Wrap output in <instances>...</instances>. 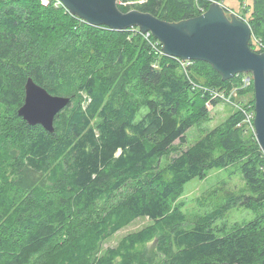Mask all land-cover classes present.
<instances>
[{"label": "trees", "instance_id": "trees-1", "mask_svg": "<svg viewBox=\"0 0 264 264\" xmlns=\"http://www.w3.org/2000/svg\"><path fill=\"white\" fill-rule=\"evenodd\" d=\"M205 2L144 0L118 7L178 23L208 10L212 2ZM252 2L248 24L262 47L253 49V40L250 47L263 53L264 0ZM68 12L53 1L44 6L41 0H0V111L8 110L0 121V264H43L46 250L63 236L66 245L56 264H264V153L257 143L258 154L248 153L241 112L217 140L215 130L157 170L176 141V150L187 142L188 130L208 112L206 103H218L212 91L231 94L244 74L224 82L204 61L186 62L184 69L178 59L155 52L150 43L162 45L152 35L144 40L131 33L144 43L126 72L135 71L147 90L137 101L126 89L131 81L119 83L93 68L88 53L98 35L78 29ZM29 78L71 100L56 116L53 133L18 115ZM197 94L201 102L190 103L193 113L182 117L189 96ZM142 108L148 113L138 119ZM218 150L223 152L217 155ZM244 158L241 171L253 195L227 198L193 226L180 206H172L191 181ZM28 169L42 174L46 184L23 187ZM130 183L133 188L123 190ZM235 207L261 213L218 235L215 223ZM145 217L149 226L101 253L104 241ZM154 242L155 256L149 258L146 249Z\"/></svg>", "mask_w": 264, "mask_h": 264}, {"label": "rangeland", "instance_id": "rangeland-1", "mask_svg": "<svg viewBox=\"0 0 264 264\" xmlns=\"http://www.w3.org/2000/svg\"><path fill=\"white\" fill-rule=\"evenodd\" d=\"M42 1L43 0H41V3L43 4ZM143 1L144 0H121L119 4H126L128 6L133 7L134 5L140 4ZM205 1L206 4L208 2H219L216 0ZM219 3H221L224 8L229 10L226 12V15L228 17H230L232 13H235L239 17L245 16V20L247 23L250 21V15H252V8L254 9L252 0H224V2L222 1ZM74 23L79 25L78 29H87L92 35H98L96 36L95 40L90 43L91 48L88 53V56H91L90 61L92 62L95 59V62H97L96 65L95 62H92V65L94 64L93 68L100 71L103 75L110 77L112 80L118 81L119 83L123 81H131L126 89L128 93L131 94L133 98H135V100L138 101L141 100L142 97H145L147 95V90H145L141 86L138 78L136 77V72L134 71V73L132 74L130 72L129 75H127L126 72L129 71V67L131 65L130 63L133 61L137 53L141 51L144 45L143 40L136 39L137 37L134 36L131 37L130 34H140L143 37L142 39L144 40H147V35L142 34L138 27L137 29L140 33H136V29H129L130 31L124 30L126 32H124L123 34L113 33V35H110V32H108L110 29L108 27L103 26L104 28L108 29H91L89 27V23L81 20L78 17H76ZM257 37L258 34L255 35L254 33L252 35V48L257 51H260L262 46L261 42L258 41ZM157 42L159 41L157 40ZM102 43H105V45L103 46ZM150 44L152 45V48L155 50V52L160 55V50H162V47L160 46L156 49L154 48L152 43ZM100 46L104 49H100ZM111 48L116 49L114 52H112ZM99 50H102V53H99ZM241 78L242 80L248 79V84L245 85V83L240 80L235 87V90H237L236 95H234L233 98L230 99V101L228 102L218 101L216 105L210 104V102L206 103V108L208 112L206 116L203 117L194 127L188 130L186 134L187 142L183 146H181L180 150H176V147L178 148L180 146L179 141H176L175 150L170 156L162 158L159 161L157 165V170L164 169L173 157H177L178 154H180L182 151L193 146L215 130L219 131L218 134L214 137V140H217L219 133L223 132V130L226 128L228 121H230L232 118L234 119V115L240 112L242 108L248 111L254 110L255 113V91L253 75L251 73L245 74ZM238 90H240L239 93ZM241 92L242 94H240ZM189 100L190 102L185 103L184 109L181 112L182 117H187L193 113V107L190 103H194L195 101L200 103L201 97L198 94L195 96L190 95ZM88 102V98H85L83 104L86 105L88 104ZM3 109L2 112L0 111L1 122L5 119L6 115L8 114V110ZM147 113L148 109L142 108L139 111L138 119H141L143 115ZM246 128L248 130L245 132L246 135H244L243 138L244 144L248 149V153L256 156L258 152L253 147L256 143L258 145L259 143L256 139L255 130L249 128L248 126H246ZM254 138L257 141L255 143L253 141ZM222 152L221 150H218L217 155ZM2 156L3 154L0 148V160H2ZM246 159L247 158H244L243 160L233 163L227 168L212 170L207 174L204 179H195L191 181L185 186L181 195L179 197H176L174 201H172V206H180L182 208V211L186 215L188 223L193 226L200 218L209 215L216 209L220 208L225 203L227 198L234 195H253L252 191L249 190L247 182L244 179L241 171V166L244 162H246ZM1 177L2 176L0 174V179ZM36 184L44 186L46 184L45 177L40 173L28 169L26 171L25 176H23V181L21 185L27 189H31L30 186H35ZM134 185L135 183H130L123 190L131 189ZM260 213L261 212L257 210L235 207L225 216V218L218 220L215 223L217 234L223 236L226 232L253 221ZM151 223L152 221L146 217L135 220L132 224L124 227L122 230H120L113 236L109 237L106 241H104L103 244H101V253H105L108 248L118 247L121 244V241L126 236L140 231L141 229L149 226ZM66 239V236L60 237L59 240L54 242L46 250L45 258H43V264H56V261L59 257V253H61V249L66 245ZM155 251L156 242L151 243L147 246L146 252L149 258H153L155 256Z\"/></svg>", "mask_w": 264, "mask_h": 264}, {"label": "water", "instance_id": "water-1", "mask_svg": "<svg viewBox=\"0 0 264 264\" xmlns=\"http://www.w3.org/2000/svg\"><path fill=\"white\" fill-rule=\"evenodd\" d=\"M71 15L96 27L123 31L138 27L162 44L165 56L183 61H204L221 74L224 82L239 74H252L255 91V135L264 152V52L250 47L251 26L236 14L226 15L219 2L194 18L170 23L149 13L131 10L123 13L121 0H61ZM70 98L54 96L29 78L24 105L18 115L30 126L55 131L56 116L65 109ZM229 264V263H224Z\"/></svg>", "mask_w": 264, "mask_h": 264}, {"label": "built area", "instance_id": "built-area-1", "mask_svg": "<svg viewBox=\"0 0 264 264\" xmlns=\"http://www.w3.org/2000/svg\"><path fill=\"white\" fill-rule=\"evenodd\" d=\"M49 1L55 2L56 7H64V5L59 0H43L42 2L44 5H47L49 3ZM144 35H147V39H149V37L151 36L150 34H144ZM152 44H153L154 48H156V49L158 48L157 43H152ZM160 54H163L162 50H160ZM178 60L180 61L181 65L184 69H186V67L188 66V64H186V62H191V61H183L180 59H178ZM248 82H249L248 79L243 80V83H245V85H247ZM236 92H237V90H233L231 94L226 95L225 92L214 90V91H212L211 95H212V99L228 102V101H230V99L233 98L234 95H236ZM240 112L244 116V119H243L244 125L255 130V127H254V124H255L254 123V117H255L254 110L248 111V110H245L242 108Z\"/></svg>", "mask_w": 264, "mask_h": 264}, {"label": "bare ground", "instance_id": "bare-ground-1", "mask_svg": "<svg viewBox=\"0 0 264 264\" xmlns=\"http://www.w3.org/2000/svg\"><path fill=\"white\" fill-rule=\"evenodd\" d=\"M59 1L62 2L61 0H59ZM62 4H63V3H62ZM232 14H235V13H232ZM232 14H231V15H232ZM134 28H136V27H134ZM130 29H132V28H130Z\"/></svg>", "mask_w": 264, "mask_h": 264}, {"label": "clouds", "instance_id": "clouds-1", "mask_svg": "<svg viewBox=\"0 0 264 264\" xmlns=\"http://www.w3.org/2000/svg\"><path fill=\"white\" fill-rule=\"evenodd\" d=\"M239 17V16H238ZM241 18V17H240ZM242 19V18H241ZM240 75V74H239ZM245 75V74H244ZM238 76V75H237ZM255 116H256V114H255ZM254 123H255V121H254Z\"/></svg>", "mask_w": 264, "mask_h": 264}]
</instances>
